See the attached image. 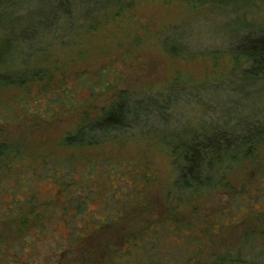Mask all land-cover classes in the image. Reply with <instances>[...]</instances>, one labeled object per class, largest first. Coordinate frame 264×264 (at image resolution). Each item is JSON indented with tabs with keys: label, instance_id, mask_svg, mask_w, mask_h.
<instances>
[{
	"label": "rangeland",
	"instance_id": "1",
	"mask_svg": "<svg viewBox=\"0 0 264 264\" xmlns=\"http://www.w3.org/2000/svg\"><path fill=\"white\" fill-rule=\"evenodd\" d=\"M67 1L60 0L61 3ZM258 2L263 14L248 16L247 20L264 25V0ZM74 3L70 6L74 7ZM3 6L8 8L5 16L0 15V36L9 31L7 27L14 21L29 20L46 12V7L37 0ZM76 6L71 12L80 27L68 30L57 25L53 34L48 33L50 42L40 45L41 57L35 56L30 62L33 67H42L39 68L44 77L41 83L48 85L51 91L55 92L58 85V89L70 85L75 90L74 83L82 74L107 71L108 78H90L96 86H107L108 91H100L94 102H88V116L99 113L122 92L139 96L145 92L166 91L173 86L179 98L167 111L164 122H169L180 134L186 128H202L198 120L211 122L218 114L226 113L222 91L219 89L221 97L212 95L213 90L208 91L214 84L213 79L227 75L232 65L230 37L223 29L219 11L192 8L179 0H134L125 3L120 11L94 12L86 17L85 13L77 14ZM59 8L56 3L54 10ZM174 26L179 27L189 41L191 56L171 57L160 45L159 37ZM35 87L31 86L33 90ZM24 91L19 85L1 86L0 104L19 99L25 95ZM201 92L204 96H197ZM81 94L88 97L87 93ZM57 96L51 94L55 100ZM261 105L264 111V98ZM262 110L257 109L256 113ZM84 112L53 113L40 126H0V143L19 142L39 156L83 154L104 161L140 163L141 168L144 166L143 169L153 175L147 191L150 205L156 207H152L153 211L145 208L142 214L120 218L116 225L103 231L104 236L100 234L84 241L79 238L84 234L81 225L85 223L91 228L101 223L108 218L105 210L98 211L96 204L88 203L81 218L72 215L79 213L74 204L82 198L80 190L72 196V202L67 196L60 197L56 184L43 182L37 202L55 201L49 208L53 219L48 231L42 227L27 229L20 237L0 243V256L9 258V264H213L221 261L227 252L238 256L235 259L241 264H264V193L259 192L264 189V142L252 157L240 160L225 174V186L180 192L174 188L178 172L172 147L167 146L172 136L167 133L169 130L162 127L156 134L141 135L127 129L115 141L86 147L65 146L63 139L82 123ZM125 183L131 187L132 180L127 178ZM24 191L27 193V189ZM64 207L67 208L65 213L62 212ZM254 208L262 210V218L258 219L257 214L252 216ZM213 214L214 219L208 226L204 218ZM162 219H167L164 225L149 231L155 230L156 236L148 240L141 238L140 232L148 220L159 222ZM135 240L144 246L146 256L133 247ZM3 262L0 259V263Z\"/></svg>",
	"mask_w": 264,
	"mask_h": 264
},
{
	"label": "trees",
	"instance_id": "2",
	"mask_svg": "<svg viewBox=\"0 0 264 264\" xmlns=\"http://www.w3.org/2000/svg\"><path fill=\"white\" fill-rule=\"evenodd\" d=\"M23 1L0 0V15L3 17L7 13L8 7L3 4L7 3L10 7ZM37 1L46 7L47 14L45 12L43 15L30 17L29 20L14 21L7 27L9 31L0 36V87L19 85L25 88V95L19 99L0 104V126H40L53 113L60 115L85 111L82 123L63 139V144L68 147H86L115 141L127 129L146 135L156 134L161 131L158 128L163 127L169 130L168 134H172L167 146L172 147L171 154L178 172L174 188L180 192H200L225 186V174L240 160L252 157L256 148L264 142V111L261 109L264 98V25H255L247 20L248 16L263 14L259 0H179L192 8L205 7L221 13L223 29L230 37L229 55L232 60L227 75L214 78V84L208 90H213L212 95L220 97L219 89L222 91L226 113H217L218 116L211 122L207 119L205 123L198 120L203 125L202 128H186L181 134L171 128L169 122H164L167 111L177 104L179 98L174 86L166 91L145 92L139 96L122 92L99 113L88 116V102H94L100 91H108L107 86H96V82L92 80L102 76L108 78L107 71L94 75L82 74L74 83L75 90L70 85L58 89V85L54 92L48 85L41 83L44 77H41L42 69L39 68L42 67L30 64L35 56L41 57L43 52L40 45L50 42L51 36L48 33L53 34L57 25L68 30L80 27L79 20L71 12L75 5L77 14L85 13L88 17L94 12L120 11L125 3L134 0H68V3H61L60 0ZM74 1V7L70 6ZM56 3L60 6L58 11L54 10ZM159 38L163 50L171 57L184 58L193 54L189 41L179 27L170 28ZM104 85L106 84L102 83ZM31 86L36 87L33 90ZM53 93L58 95L57 100L51 97ZM81 93H87L88 97ZM202 94L198 93L197 96H204ZM257 109L262 111L256 113ZM143 167L141 168L140 163L104 161L83 154L70 157L39 156L19 142H1L0 243L20 237L27 229L42 227L48 231V224L53 219V215H49V208L55 201L45 200L41 204L37 202L43 182L56 184L60 197L67 196L72 202V196L80 190V202L73 203L79 208V213L72 215H80L81 218L88 203L96 204L98 211L102 208L105 210L108 218L101 223L94 224L91 228L85 223L81 225L80 230L84 234L79 238L84 241L92 240L100 234L101 237L104 236L103 231L116 225L115 222L120 218L122 220L142 214L146 211L145 208L153 211L152 207L156 206L152 203L150 205V193L147 191L153 175ZM127 178L132 180L131 187L125 183ZM24 189H27V193ZM259 192L264 193V189H259ZM1 209L5 212L2 213ZM64 209L67 210L66 207ZM65 210L62 212L65 213ZM252 212V216L257 214L258 219L262 218V210L254 208ZM214 215L204 218L208 226ZM173 218L177 220L175 216ZM163 221L166 222L167 219L159 220L160 223L148 220L140 232L141 238L146 237L148 240V237L156 236L155 230L152 233L149 231L155 226L164 225ZM69 227L74 230L73 226ZM178 237L182 238V235ZM136 242L133 241V247L146 256L144 246ZM242 248L244 249L241 246ZM245 251L240 255H244ZM236 257L232 252H227L221 257V261L213 264H241ZM0 259L4 260L0 264H9V258L0 256ZM154 262L155 260L152 261Z\"/></svg>",
	"mask_w": 264,
	"mask_h": 264
}]
</instances>
